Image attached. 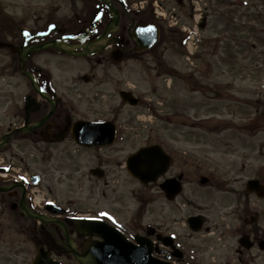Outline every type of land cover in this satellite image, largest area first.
I'll list each match as a JSON object with an SVG mask.
<instances>
[{"label": "flooded vegetation", "instance_id": "obj_1", "mask_svg": "<svg viewBox=\"0 0 264 264\" xmlns=\"http://www.w3.org/2000/svg\"><path fill=\"white\" fill-rule=\"evenodd\" d=\"M68 3L69 13L57 16L53 12H47L44 18L34 21L6 16L3 3L0 2V142L13 134L0 148L4 163L10 169H15L22 180L23 176L28 175L29 168L26 163L22 167L17 162L24 161L27 153L23 152L22 156L14 153L12 149L17 145L30 147L31 153L34 152L44 162L52 158L55 145L65 142L73 143L86 153L102 154L93 156L96 160L95 166L87 169L86 196L100 197L104 207L99 210L87 209L83 213L64 210L61 216H52L64 223L67 235L72 239L77 252H82L87 242L100 240L94 236H82L77 232L70 219L82 216L116 229L128 241L129 246L147 244L152 258L161 263L264 264V225L261 219L264 210L259 207L261 212H257L249 204L252 199L264 205V198L221 197L217 209L214 210L218 220L210 224L206 213L211 211V206L188 198L185 188L189 183L198 189L211 188L230 194L227 180L221 177V171L203 173L200 165L189 166L184 158L174 152L170 140L167 143L146 142L141 146L159 145L171 158L165 171L155 180L142 185L128 174L126 161L141 147L126 152L135 135L130 133L133 135L130 136L128 130L121 129L120 115L127 104H123L120 98L123 89L120 87L121 77L117 69L119 70L124 60L135 59L139 55L135 52L136 45L131 40V33L137 22L149 23L146 19H141L144 18L142 12L126 5L124 0H115L117 24L105 37L104 48L89 56L77 57L56 47H49L27 51L24 58L20 59L22 49L55 41L65 48L76 47L71 53H81L84 45L105 33L111 18L109 10L104 8L101 17L93 24L90 18L92 12L102 6L98 0H68ZM21 29L27 30L30 35L44 30L47 34L42 38L25 40ZM72 34H78L79 38H68ZM21 71L34 77L36 88ZM110 72L117 74L119 79L113 81L112 90L108 92L103 86L110 85V80L107 81L103 74ZM59 75L64 76L65 82L58 81ZM16 77L20 80H10ZM117 81H120L118 87ZM80 84H94L97 89L90 98L92 105L89 104V108L92 109H84L83 112L79 109V102L84 93L79 92L78 100L74 93L80 89ZM134 89V86L125 88L136 96ZM212 89L215 90L213 93L219 94L216 89ZM195 90L200 96L203 95L201 83H196ZM96 104L97 108L94 107ZM263 117L262 114L260 119ZM80 121L112 123L115 128L113 144L78 147L74 142L72 127L75 122ZM5 151H10L9 155L4 154ZM93 170L101 178L92 177ZM202 177L207 178L204 185L200 181ZM255 178L264 185V163ZM10 185H14L10 178L0 180V187ZM122 185L124 190L121 189ZM19 186L0 193V200L3 206H8L10 211L20 217L19 204L22 197L26 204L29 203L26 199L27 185L22 183L23 189ZM176 190L178 192L174 194ZM233 199H238L237 206L233 204ZM12 207L16 209L12 210ZM187 208L193 209V212L186 214ZM38 212L50 215L45 208ZM193 217L197 218L199 225L188 224V219ZM20 232L30 233L31 237H28L38 247H43L55 261L77 264L68 250L62 229L56 223L37 225L34 221L31 225H22Z\"/></svg>", "mask_w": 264, "mask_h": 264}, {"label": "rangeland", "instance_id": "obj_2", "mask_svg": "<svg viewBox=\"0 0 264 264\" xmlns=\"http://www.w3.org/2000/svg\"><path fill=\"white\" fill-rule=\"evenodd\" d=\"M0 2L5 12L16 19L37 21L47 12L57 16L69 13L66 0ZM157 2V12L165 17L161 23L166 31L164 40L153 53H144L137 60H124L117 69L120 87L125 90L134 86L140 99L137 107L124 106L120 115L121 129L128 130L130 136L135 135L126 152L146 142L170 140L174 152L189 166L200 165L203 173L221 171L230 194L211 188L198 189L189 183L185 188L188 198L211 206L206 214L213 224L218 220L214 210L221 197H243L245 182L254 178L264 163V118L263 126L259 118H254L255 114L264 113V0H183V9L177 8L175 0ZM197 13L200 19L205 17L203 28L198 29L199 20L197 23L193 20ZM172 14L175 20L171 19ZM174 23L176 26H169ZM182 27L195 34L193 42L197 44L190 47L192 56L188 55L187 38L181 43L179 29ZM98 73L101 75L100 71ZM103 76L110 80V85L103 86L110 92L113 81L119 77L111 72ZM58 81L65 82L64 76L59 75ZM119 83L117 81V87ZM196 83L203 84L201 96L195 91ZM78 88L74 92L76 100L79 92L84 93L79 102L80 111L92 109L89 108L90 98L96 86L80 84ZM211 88L223 98L226 97L223 91L227 90L233 103L217 101L212 96L215 90ZM243 99L246 102H242ZM201 101L203 105L199 107ZM12 151L19 156L27 153L24 161L17 165L24 167L26 163L29 173L41 176L40 189L45 199L55 201L72 213L104 207L100 197L86 196L87 169L95 166L96 160L92 157L98 153H86L71 142L55 145L52 158L46 162L31 153L30 147L17 145ZM3 153L9 155L10 151ZM237 200L233 199L235 206ZM249 204L257 212L264 210V205L255 200L250 199ZM190 212L193 209L187 208L186 214ZM261 217L264 225V211ZM36 249L33 241L20 232L17 215L0 200V264H30Z\"/></svg>", "mask_w": 264, "mask_h": 264}, {"label": "water", "instance_id": "obj_3", "mask_svg": "<svg viewBox=\"0 0 264 264\" xmlns=\"http://www.w3.org/2000/svg\"><path fill=\"white\" fill-rule=\"evenodd\" d=\"M100 1L108 7L112 18L106 28L105 33L95 42L85 46L87 52H92L98 48H101L100 46H102L104 43L107 33L110 32L113 26L117 23L118 13L112 5L113 0ZM178 2L180 3L181 1L178 0ZM102 10L103 8L97 9L92 14V20L95 21L97 17H99V13ZM42 36H44L43 33H38L34 37L40 38ZM157 36L158 30L155 26L137 25L134 28L133 35L131 37L137 45L136 50H144L155 42ZM31 38L32 37H29L27 40H30ZM53 44L56 45L55 43ZM53 44H45L38 47L24 49L22 57L24 58L27 51L46 48L48 46H52ZM57 47L63 49V46ZM25 74L30 77V79L32 78L30 74ZM121 97L124 102H127L130 105H136L138 103V100L134 99L129 93L122 92ZM105 131L108 132V135ZM73 134L75 141L81 146L106 145L113 139V129L109 125L102 123H76L73 127ZM4 142H6V140H4ZM0 146H2V143ZM162 157L163 152L157 146L141 149L128 159V170L132 176L138 179L141 183H147L151 178H153V174H159V171H161L167 165V163H169L168 157L165 159ZM205 181L206 180L204 178L201 179L202 183H205ZM36 183L37 181L34 179V184ZM167 187L166 191L168 189ZM7 190L8 188H0V192ZM174 192V194H177L178 191L176 190ZM253 193H255L257 197H264V186L259 185L257 181H248L244 194L247 196ZM20 209L21 217L23 218L37 219L44 224H46L48 221H53L51 218H46L30 211L25 205L23 199L21 200ZM73 223L81 235H95L103 239V242L97 245H85L83 253L79 254L74 249L72 242L66 236L67 246L70 248L79 264H159L156 260L151 258V250L146 244H142L139 247H130L122 237L117 235L115 231L109 227H101L100 224L98 225L95 223L91 226L89 224L88 226L89 222L82 220H74ZM188 223L191 226L200 224L199 221H197V218L194 217L189 218ZM62 228L66 235L63 226ZM32 264L58 263L52 261L46 252H43V250L39 249Z\"/></svg>", "mask_w": 264, "mask_h": 264}]
</instances>
